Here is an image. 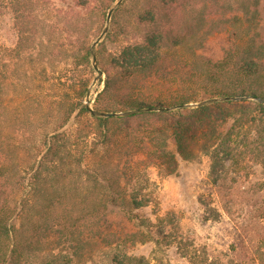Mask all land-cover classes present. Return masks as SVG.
Wrapping results in <instances>:
<instances>
[{
	"label": "rangeland",
	"instance_id": "374dc122",
	"mask_svg": "<svg viewBox=\"0 0 264 264\" xmlns=\"http://www.w3.org/2000/svg\"><path fill=\"white\" fill-rule=\"evenodd\" d=\"M77 1L0 0V205L16 221L0 238V261L15 251L14 264H112L124 253L145 264H264V169L251 156L230 169L225 163L217 177L206 154L177 156L169 174L170 164L142 156L129 163L124 155H97L93 146L74 151L77 163H57L44 146L54 131L74 143L81 127L71 113L76 101L91 109L109 104L96 102L104 76L99 80L93 57L98 70L113 71L122 49L148 30L139 19L145 11L155 9L172 36L162 73L129 78L120 89L158 96L171 87L199 88L201 67L222 55L233 29L226 21L241 14L242 4L250 12L258 7V20L239 36L264 38V0H122L104 35L108 0L87 7ZM205 6L213 24L200 21ZM131 192L143 207L128 204Z\"/></svg>",
	"mask_w": 264,
	"mask_h": 264
},
{
	"label": "trees",
	"instance_id": "16d2710c",
	"mask_svg": "<svg viewBox=\"0 0 264 264\" xmlns=\"http://www.w3.org/2000/svg\"><path fill=\"white\" fill-rule=\"evenodd\" d=\"M95 1L78 0L76 5L87 7L99 3ZM116 1L108 0L103 4L104 14L109 13ZM168 1L162 2L168 4ZM120 3L111 15L113 22ZM261 7L260 12H264V3ZM257 8L250 12L249 6L242 4L241 14L226 21L233 27L226 31V47L219 58L201 67L196 91L171 87L170 94L158 96L147 95L136 88L120 89V83L129 78L141 75L148 80L162 73L160 60L172 36L155 9L145 11L139 19L149 27L142 40L122 49L114 61L113 71L99 70V80L102 76L104 80L96 102L108 100L109 104L92 109L95 115H91L86 104L76 101L71 113L75 112L81 127L74 143L68 145L69 139H64V133L54 131L45 141L48 154L56 158L57 163L71 162L76 160L73 154L76 149L82 151L93 146L97 155H124L129 163L142 156L159 167L170 164L169 174L176 172L177 156L193 160L206 154L211 160V174L217 177L225 163L230 169L251 156L264 169V38L238 34L242 27L250 29L251 24H256ZM206 9L207 6L203 8L200 21L213 24L217 20L209 19ZM172 43L179 46L181 41ZM90 57L91 53L85 50L82 59L88 62ZM86 93L87 85H84L78 98L83 99ZM99 112L116 116L99 117L96 114ZM83 160L87 165L90 163ZM41 165L37 163L33 180L40 176ZM31 171L34 172V167ZM131 173V169L123 167L124 177H131ZM132 194H127L128 204L134 209L143 207L138 196ZM8 214L1 203L0 238H7L15 227L14 216ZM102 232L97 230L98 234ZM14 253L6 256L8 259L4 257L0 264H14ZM112 264H145V259L124 253L114 256Z\"/></svg>",
	"mask_w": 264,
	"mask_h": 264
},
{
	"label": "water",
	"instance_id": "95a60500",
	"mask_svg": "<svg viewBox=\"0 0 264 264\" xmlns=\"http://www.w3.org/2000/svg\"><path fill=\"white\" fill-rule=\"evenodd\" d=\"M121 2V0H119L115 5H114V7L109 11V13L107 14V19H106V26H105V29H104V31H103V33H102V35H104L106 32H107V25H108V23H109V21H110V17H111V14H112V12H113V10L116 8V6L119 4ZM101 35V36H102ZM99 40L100 39H98L97 40V42H99ZM96 42V43H97ZM92 67H93V69H94V71L95 72H97V73H99V70H98V67H97V64H96V59H95V57H93V64H92ZM86 109L89 111V113L91 114V115H95V112H93L92 111V109L90 108V106L88 105V102H86ZM99 117H111V116H116V114H114V113H103V112H99V113H96Z\"/></svg>",
	"mask_w": 264,
	"mask_h": 264
}]
</instances>
